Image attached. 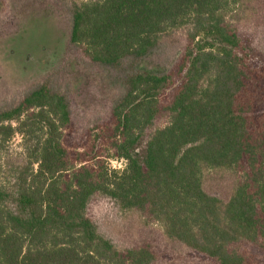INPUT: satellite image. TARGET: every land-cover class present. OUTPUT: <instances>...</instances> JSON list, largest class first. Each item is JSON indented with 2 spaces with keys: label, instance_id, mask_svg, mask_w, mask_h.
Instances as JSON below:
<instances>
[{
  "label": "trees",
  "instance_id": "obj_1",
  "mask_svg": "<svg viewBox=\"0 0 264 264\" xmlns=\"http://www.w3.org/2000/svg\"><path fill=\"white\" fill-rule=\"evenodd\" d=\"M240 6L75 3L71 42L93 63L144 58L174 32L185 44L165 74L128 76L109 118L84 132L48 84L0 109V264H154L151 241L121 250L100 234L89 211L98 196L205 264H264V59L237 28ZM222 178L227 199L205 189Z\"/></svg>",
  "mask_w": 264,
  "mask_h": 264
},
{
  "label": "rangeland",
  "instance_id": "obj_2",
  "mask_svg": "<svg viewBox=\"0 0 264 264\" xmlns=\"http://www.w3.org/2000/svg\"><path fill=\"white\" fill-rule=\"evenodd\" d=\"M0 12V109L11 108L24 96L48 84L66 96L79 132L107 120L125 92V81L136 72L165 74L176 63L186 32L166 36L158 47L140 59L129 58L112 67L91 62L72 44L73 9L78 0H5ZM250 1V3H248ZM233 19L250 48L264 59V0H247L237 7ZM21 138L12 142L20 149ZM113 169L124 163L111 162ZM206 191L227 199L229 179H208ZM90 214L100 232L121 250L151 241L159 259L154 264H205L192 250L170 242L157 226L145 225L134 213H123L106 196L91 200Z\"/></svg>",
  "mask_w": 264,
  "mask_h": 264
},
{
  "label": "built area",
  "instance_id": "obj_3",
  "mask_svg": "<svg viewBox=\"0 0 264 264\" xmlns=\"http://www.w3.org/2000/svg\"><path fill=\"white\" fill-rule=\"evenodd\" d=\"M124 163V161H121L120 164Z\"/></svg>",
  "mask_w": 264,
  "mask_h": 264
}]
</instances>
